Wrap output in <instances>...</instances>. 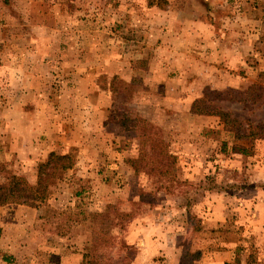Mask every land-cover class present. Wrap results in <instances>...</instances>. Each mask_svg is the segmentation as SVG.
<instances>
[{"label":"rangeland","instance_id":"1","mask_svg":"<svg viewBox=\"0 0 264 264\" xmlns=\"http://www.w3.org/2000/svg\"><path fill=\"white\" fill-rule=\"evenodd\" d=\"M43 42L90 61L111 101L108 112L93 114L92 126L102 127L107 116L123 130L96 126L86 135L102 144L46 156L16 146L25 150L0 160V185L11 175L36 183L40 162L53 151L74 162L50 183L39 208L6 203L0 224L8 219L9 247L0 225V261L203 264L210 244L188 201L220 186L235 189L221 158L255 153L264 140L237 135L264 122V0H0V114L12 85L5 62L34 55L32 47ZM26 46L29 53L21 51ZM15 78L20 86L21 75ZM218 110L240 123L226 124ZM3 123L0 117L1 141ZM193 154L212 160L206 179L192 170L187 176L191 162L183 157ZM20 218L36 221L26 229ZM254 246L250 240L241 248L255 254Z\"/></svg>","mask_w":264,"mask_h":264},{"label":"crops","instance_id":"2","mask_svg":"<svg viewBox=\"0 0 264 264\" xmlns=\"http://www.w3.org/2000/svg\"><path fill=\"white\" fill-rule=\"evenodd\" d=\"M42 46L48 49H40ZM32 48L34 55L5 62V69L8 68L7 81L12 85L8 92L9 105L0 114L5 128L1 129L3 135L0 143L3 149L0 151V160L11 159L18 150H25L17 149L16 146H31L38 155L46 156L47 151L64 147H93L96 142L102 144L100 140H89L91 135H86L96 126L108 134L112 132L109 128L111 124L123 130L119 122L110 121L107 124V116L102 120L105 121L102 127H99L100 123L92 126L95 125L90 121L93 114L108 112L111 101L109 91L97 85L95 80L99 74L87 66L89 60L65 56L66 52L62 51L60 45L59 52H56L52 43L43 42L41 46L37 43ZM29 50L26 46L21 51L29 53ZM56 68L57 72L51 73ZM19 75L22 81L20 86L15 78ZM57 79L62 82L60 86H64V90L56 88L57 84L52 85ZM54 91H57L56 94ZM50 94L52 98L49 99ZM221 160L226 161L223 170L229 181L236 182V188L226 190L220 186L211 189L210 195L188 201V204H194L198 209L197 216L202 227L197 232L202 235V240L210 244L204 251L203 264H231L241 257L238 262L242 264H264V140L255 153H238ZM183 161L191 162L187 171L190 178H193L191 170L200 172L198 174L202 179H206L209 171H213L212 160L204 155H186ZM216 161L220 162L218 159ZM7 207V204L0 205V213L6 211ZM22 209L35 215L37 213L35 208L27 205ZM20 219L26 229L36 221V218ZM6 221L8 219H4L0 225H4L2 240L7 241L6 246L9 247V238L5 237ZM250 240L255 243V254L241 248ZM25 252L22 250L21 259ZM4 260L0 264H12Z\"/></svg>","mask_w":264,"mask_h":264},{"label":"trees","instance_id":"3","mask_svg":"<svg viewBox=\"0 0 264 264\" xmlns=\"http://www.w3.org/2000/svg\"><path fill=\"white\" fill-rule=\"evenodd\" d=\"M215 114H219L227 123L237 125L240 121L236 117H232L230 113L218 110ZM238 137H262L264 138V122L257 125H249L247 134H238ZM74 162L69 154L51 152L46 160L39 164V174L36 183L30 184L25 178L11 175L9 181L0 185V205L13 201H21L38 207L43 203L50 194V183L57 178L60 172L66 171L73 167Z\"/></svg>","mask_w":264,"mask_h":264}]
</instances>
